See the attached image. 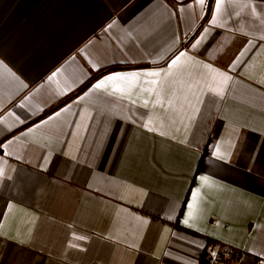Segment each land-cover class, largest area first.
Here are the masks:
<instances>
[{
    "label": "crops",
    "instance_id": "0c3cea01",
    "mask_svg": "<svg viewBox=\"0 0 264 264\" xmlns=\"http://www.w3.org/2000/svg\"><path fill=\"white\" fill-rule=\"evenodd\" d=\"M215 4L0 0V264H264V0Z\"/></svg>",
    "mask_w": 264,
    "mask_h": 264
},
{
    "label": "snow or ice",
    "instance_id": "6c2138e0",
    "mask_svg": "<svg viewBox=\"0 0 264 264\" xmlns=\"http://www.w3.org/2000/svg\"><path fill=\"white\" fill-rule=\"evenodd\" d=\"M199 4L201 6H203L204 4V0H199ZM220 6H221V0H216V4H215V9H214V12H213V16H212V20L209 22L210 24H214V22L216 21V12L219 11L220 9ZM114 23V22H113ZM109 28L112 27V25H109L108 26ZM107 30V29H106ZM209 33V28H205L204 32L201 34L200 38L192 45V48L193 49H196L200 44L201 42L205 39V37L207 36V34ZM247 48V46H246ZM244 52L242 51L240 55H243ZM187 56V53L186 52H180V54L178 56L175 57V59H173L171 61V63L168 65V69H172L173 66H175L180 60L181 58L183 57H186ZM239 56L236 58L237 60H239ZM191 59V58H189ZM235 65V61L233 62V66ZM205 68L209 69L211 73H214L215 75H213L212 79L213 80H216L217 77H219V79L217 80V83H218V87L216 88H209V91H213L215 92L217 95H222L223 94V85L226 84V82L228 80L231 79L230 76H228L226 73L224 72H220L219 70L217 69H212L210 65H204ZM231 68V66H230ZM164 71V70H162ZM56 73H53V76H55ZM140 75H145V76H159L160 75V72H156V71H151V72H143V73H115V74H111V75H108L106 77H104L103 79L99 80L97 83H95L91 89H89V92H92V91H95V90H98V89H102L104 88L105 84L107 82H110V81H114V80H119V79H130V80H135V78H137L138 76ZM52 77H49V80H51ZM153 84H156L157 81H152ZM88 93H85V96H87ZM27 99V98H26ZM84 99V97H80L79 100H82ZM76 101V103L79 102ZM20 107H23V104L20 105ZM67 108H71V105H68ZM66 109H61V112H64L67 110ZM61 113L58 112V113H55L53 117H49L48 120H45V121H42L41 124H38L35 126L34 129H29L28 132L26 133H23L22 135L23 136H27L29 135L30 133H32L35 129H39L42 125H46L47 123H49V121L55 119L56 117H58ZM12 114L9 113V116H11ZM10 130V129H9ZM16 139H19V137H17ZM11 143H13V141H8L7 144L5 145H0V147H3V148H7L8 145H10ZM234 146V145H233ZM8 153L5 152V155H7ZM214 156H216L217 159H222L223 157L220 156L218 153H213ZM201 180H205L206 177H201L200 178ZM193 197L195 198L196 197V192L194 191L193 192ZM189 209L191 210L192 207H193V204L190 202L189 205H188ZM191 213L189 212L187 214V216H190ZM182 223H184L186 226H189L191 227L192 225H190L188 223V218H186L185 220L182 221ZM212 256L215 257L216 256V253L213 252L212 253Z\"/></svg>",
    "mask_w": 264,
    "mask_h": 264
},
{
    "label": "built area",
    "instance_id": "2783aa9c",
    "mask_svg": "<svg viewBox=\"0 0 264 264\" xmlns=\"http://www.w3.org/2000/svg\"><path fill=\"white\" fill-rule=\"evenodd\" d=\"M215 252L216 256L213 257L212 253ZM240 251L235 247L225 244L221 241L213 242L198 264H227L228 260L238 257Z\"/></svg>",
    "mask_w": 264,
    "mask_h": 264
},
{
    "label": "trees",
    "instance_id": "16d2710c",
    "mask_svg": "<svg viewBox=\"0 0 264 264\" xmlns=\"http://www.w3.org/2000/svg\"><path fill=\"white\" fill-rule=\"evenodd\" d=\"M100 72H101V71H100ZM100 72L93 74V76L91 77V79L88 80V81H87L82 87H84L85 85L89 84V83L91 82L92 79H94L95 77H97V76L100 74Z\"/></svg>",
    "mask_w": 264,
    "mask_h": 264
}]
</instances>
